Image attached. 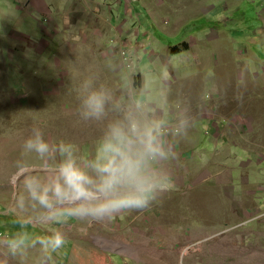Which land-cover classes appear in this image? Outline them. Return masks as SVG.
Here are the masks:
<instances>
[{"label":"rangeland","instance_id":"374dc122","mask_svg":"<svg viewBox=\"0 0 264 264\" xmlns=\"http://www.w3.org/2000/svg\"><path fill=\"white\" fill-rule=\"evenodd\" d=\"M50 3L8 25L0 2V264H264V0ZM85 81L111 97L101 120L80 115ZM137 104L165 123L176 159L154 167L173 187L110 221L44 222L21 173L59 157L24 151L32 129L87 162ZM186 109L192 125L176 134ZM57 230L67 240L49 261L38 241Z\"/></svg>","mask_w":264,"mask_h":264},{"label":"clouds","instance_id":"9594fccd","mask_svg":"<svg viewBox=\"0 0 264 264\" xmlns=\"http://www.w3.org/2000/svg\"><path fill=\"white\" fill-rule=\"evenodd\" d=\"M160 77L167 82L168 72L161 71ZM83 87L80 115L85 120H101L107 113L110 95L103 88L90 90L91 81H85ZM186 112L179 119L176 134L185 135L192 125L193 116L189 109ZM165 135L164 121L151 118L137 104L135 110L107 124L94 156L82 162L73 143L47 140L40 128H33L24 142V151L36 153L42 160L57 156L59 160L43 176L35 171L22 172L23 187L38 204L46 223L105 222L125 211L144 210L173 187V175L154 167L176 159L173 147L166 145ZM23 239L15 237L8 242L11 256L18 254ZM66 240V233L57 230L38 243L50 261L51 253L62 248Z\"/></svg>","mask_w":264,"mask_h":264},{"label":"crops","instance_id":"0c3cea01","mask_svg":"<svg viewBox=\"0 0 264 264\" xmlns=\"http://www.w3.org/2000/svg\"><path fill=\"white\" fill-rule=\"evenodd\" d=\"M0 2H2L1 5H3V7H1V9L6 14L4 17L6 18L8 25L9 19L12 18L14 9L16 8L20 11L33 13L35 16L52 14L53 11V5L50 3V0H0ZM75 2L78 3V1ZM74 3H72V5H74ZM20 22H22V18L20 19Z\"/></svg>","mask_w":264,"mask_h":264},{"label":"trees","instance_id":"16d2710c","mask_svg":"<svg viewBox=\"0 0 264 264\" xmlns=\"http://www.w3.org/2000/svg\"><path fill=\"white\" fill-rule=\"evenodd\" d=\"M178 49H179L178 47L174 49L175 53L178 51ZM178 52H179V51H178Z\"/></svg>","mask_w":264,"mask_h":264},{"label":"bare ground","instance_id":"6f19581e","mask_svg":"<svg viewBox=\"0 0 264 264\" xmlns=\"http://www.w3.org/2000/svg\"><path fill=\"white\" fill-rule=\"evenodd\" d=\"M2 256V255H1ZM6 257V256H5ZM4 258V257H3ZM2 260V259H1ZM99 262V261H98ZM14 263V262H13ZM13 263H9V262H7V264H13ZM99 264V263H98ZM103 264V263H102Z\"/></svg>","mask_w":264,"mask_h":264}]
</instances>
